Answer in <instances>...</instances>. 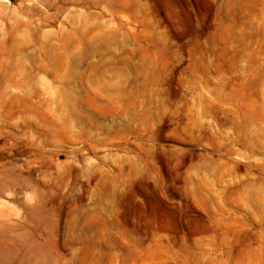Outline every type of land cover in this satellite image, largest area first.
<instances>
[{
    "label": "rangeland",
    "instance_id": "rangeland-1",
    "mask_svg": "<svg viewBox=\"0 0 264 264\" xmlns=\"http://www.w3.org/2000/svg\"><path fill=\"white\" fill-rule=\"evenodd\" d=\"M0 264H264V0H0Z\"/></svg>",
    "mask_w": 264,
    "mask_h": 264
}]
</instances>
